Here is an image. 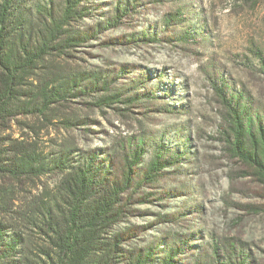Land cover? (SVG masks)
Masks as SVG:
<instances>
[{"label":"rangeland","instance_id":"obj_1","mask_svg":"<svg viewBox=\"0 0 264 264\" xmlns=\"http://www.w3.org/2000/svg\"><path fill=\"white\" fill-rule=\"evenodd\" d=\"M13 1L6 45L9 59L17 53L21 35H30L31 44L39 43L43 28L36 9H60L62 2ZM88 2L81 4L90 8L91 16L71 22L63 31L62 38L80 37L78 46L44 56L20 76L21 96L11 105L9 120L0 122V147L9 157L15 148H27L44 165L63 154L74 161L96 155L98 162L104 160L119 176L123 150L143 142L144 162L135 168L138 181L152 150L160 144L182 155L180 167H174L180 172L168 169L154 184L138 189V197L157 192L151 199L161 205L167 198L157 201L159 194L175 190L171 201H181L179 212L198 208L193 213L200 220L193 230L201 232L198 241L207 255L219 246L224 259L226 248L233 245L235 261L245 253L253 264H264V185L233 155L222 118L224 107L215 90L227 81L264 110V76L254 55L256 50L264 53V0ZM117 5L131 6L120 19L121 25L97 27L106 23ZM73 79L81 87L99 79L98 84L105 83L109 92L69 96L42 112L39 92L64 88ZM106 93L118 94L119 102L110 108L96 106L94 97ZM55 175L48 172L20 180L0 177L2 206L30 213L35 202L53 196ZM135 207L138 213H132L130 224L145 227L140 241L151 240L154 237L147 238L149 234L164 230L156 221L164 215L162 209ZM186 215L175 227L190 234ZM1 217L7 218L3 213ZM34 230L25 228L29 251L41 242Z\"/></svg>","mask_w":264,"mask_h":264},{"label":"trees","instance_id":"obj_2","mask_svg":"<svg viewBox=\"0 0 264 264\" xmlns=\"http://www.w3.org/2000/svg\"><path fill=\"white\" fill-rule=\"evenodd\" d=\"M82 1L89 3L88 0H62L60 9L37 8L35 14L43 28L38 36L39 43L31 44L30 35H21L17 53L9 59L6 45L14 1L0 0V122L9 120L11 105L21 96L18 86L23 73L52 52L64 53L78 46L80 37H62L65 26L91 16L92 11L81 4ZM129 7L117 5L112 13L115 17L106 16V23H98L97 27L121 25L119 21ZM254 55L264 76V53L256 50ZM78 82L73 79L64 88L40 91L38 99L42 112L69 96L93 97L92 92H109L105 83L98 84L99 79L89 87H81ZM228 83L222 81L221 86L215 88L224 107L222 118L228 128L227 142L233 155L264 185V110L248 94L235 91ZM119 98L118 94L106 93L94 100L96 106L110 108L119 102ZM162 147L159 144L152 150L151 159L138 181L135 168L144 162L143 142L130 145L128 151L123 150L119 176L111 172L110 164H105L104 160L98 162L96 155L79 156L80 159L74 161L69 154H63L44 165L27 148H15L13 157H9V153L0 147L1 178L20 180L48 172L57 176L53 196L35 202L30 213L8 209L0 200V213L7 217L0 218V264H253L250 255L245 253H240V260L235 261L237 248L233 245L226 248L224 259L219 246H213L207 255L198 241L201 232L193 230L194 223L200 220L193 213L198 208L179 212L181 201H171L177 195L175 190L159 194L157 201L167 198L161 205H155L151 199L157 192L147 191L138 197V189L154 184L156 179L169 172L168 169L176 164L180 167L179 163H182L180 153ZM174 170L180 172L179 168ZM139 205L158 206L164 212V215H155L164 230L157 235L149 234L147 238L154 237L151 240L140 241V232L145 227L136 228L130 224L132 213H138L135 206ZM187 213V225L192 229L190 234L175 227L179 226V218L187 217ZM25 228H34L41 241L34 251L27 249L29 239Z\"/></svg>","mask_w":264,"mask_h":264}]
</instances>
